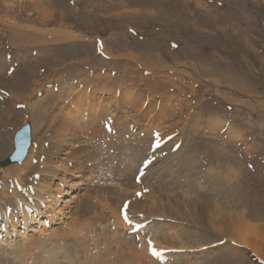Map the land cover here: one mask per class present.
Here are the masks:
<instances>
[{
    "label": "rangeland",
    "instance_id": "obj_1",
    "mask_svg": "<svg viewBox=\"0 0 264 264\" xmlns=\"http://www.w3.org/2000/svg\"><path fill=\"white\" fill-rule=\"evenodd\" d=\"M32 3L29 0H0V132L3 133L4 141L12 146V135L24 122L26 115L32 133V144L21 163L24 165L18 164L21 166L18 167V173H22V181L17 182L12 171L6 177L0 174L1 219L6 220L11 207L7 204L12 203L2 199V192L9 196L12 189L17 190L18 184L19 190L23 188L26 189L23 190L26 195L30 193V187L25 188L22 182L30 183L31 175L40 172L37 163L42 160L40 157H44L43 153L48 147V154L52 150V146H49L54 144L50 142L52 132L46 123H50L49 118L60 115L73 96L66 97L67 100H62L63 97L57 100L56 95L62 89H72L67 93H76L87 86L111 85L110 78H124L123 90L132 87V91L137 92L148 90L151 85L149 94L153 99H144V95L142 98L146 101L145 106L152 102V116L159 115L157 125L148 126V136L142 132L144 126L137 129L134 120H130L128 115V127L132 125L128 130H131L130 135L134 134V143L129 134L124 139L121 137L116 140L112 106L108 105L110 111L106 114L104 125L111 127L113 124V129L107 134L114 136V142L106 141L109 140L107 134L89 139L95 149L94 157H98L101 152L106 159L99 161L96 171L94 168L88 170L85 180L82 177L75 178V171L66 174L60 171V167L57 170L50 168L53 176L47 180L45 188L52 190L61 183L58 186L61 192L55 193L59 195L52 191L57 203L50 201L53 204L51 206L45 199L30 198L33 195H29V198L23 196L25 203L32 207L41 200L47 207H39V213L28 222L27 229L18 223L14 231L6 228L7 232H0V264H20L19 259L23 264H32L33 261V264L35 261L36 264H48L41 257L51 254L50 249L56 250L59 255V249L61 252L63 246L65 254L71 250V245H75V239L71 240L73 242L67 240H70L68 235H71V230L67 237L61 235L60 223L66 216L77 220L81 218V221L88 220L90 216V221L97 222V226H104L107 225L106 220L113 221V209L114 214L120 211L118 214L119 221L123 220L122 225L128 221L121 227L127 233L121 232L123 235L119 237L123 238L124 243L134 244L145 224L149 226L147 229L154 231L164 226L161 232L158 230L156 233L164 232L162 244L166 247L171 242L174 246H180L178 243L184 240L185 246L178 248L179 253L177 246L175 248L171 244V249L157 250L154 259L162 258L164 262L156 260L155 264H264V0H39ZM14 36L19 38L15 39ZM115 89L118 96L120 88ZM86 97L84 104L88 101ZM38 101L47 108L45 112L34 110L33 106ZM67 110L73 112L80 121L75 105L71 104ZM85 110L88 109L84 105L82 113L85 116L82 115V119L89 123ZM44 113L46 118H42ZM137 142L139 146L133 151L131 145ZM149 142L151 150L148 154L145 147ZM99 143L102 149L98 148ZM118 150H121L120 156L126 158V171L122 170L125 174H118L113 169L118 163L115 157L119 154ZM70 151V146L62 145L58 152L54 150L56 158H52V161L55 165L68 164L66 153ZM28 154L31 155L26 162ZM7 155L2 154L0 160ZM129 155H134V159ZM129 160L133 161L130 163ZM71 162L69 167L73 165ZM143 162L148 164L141 171ZM11 166L0 169V173ZM138 171L140 177H137ZM136 177L140 178L138 182ZM74 182L79 185H74ZM117 187L122 190L125 188L127 193L121 190L124 194H120ZM149 190L153 191V199L158 201L153 204L156 211L152 214L151 209L150 215L147 214L152 205L147 192ZM84 192L87 193V199ZM37 195L43 197V194ZM71 195L73 199H70ZM118 199L120 202H117ZM135 200L147 210L141 207V212L134 207L132 204ZM115 201L120 203L118 211L115 210ZM64 205L68 207L62 213L67 214H60L62 220L59 221V214L53 213L56 209L62 210ZM30 206L24 209L30 212L33 209ZM103 206L112 208V211H105ZM202 206H205V216L216 210L214 213L220 212L221 216L230 213L253 226L254 236L257 237L253 243L257 248L253 245L252 249L247 243L228 239L231 238L229 236L222 237L225 233L205 221H202L204 224L198 223ZM72 211H77V214ZM98 211L103 213L101 217ZM137 212L142 214L138 215ZM80 213L82 215H78ZM145 213L146 219L142 216ZM109 215H112V219ZM49 218L53 219L49 221ZM40 219L47 224L45 231H41L43 223ZM137 220L143 222L139 224ZM33 222L37 225L32 226ZM76 226L78 224L73 228L77 229ZM52 228L55 230H50ZM49 231L55 235L47 234ZM39 232L51 236V239L45 234L46 238H40ZM19 235L21 237L18 238ZM60 237H65L66 242ZM57 238L62 240L58 241L61 246L57 244ZM23 239L28 242L24 240V243ZM77 251L78 258L80 252ZM58 260H62L61 253Z\"/></svg>",
    "mask_w": 264,
    "mask_h": 264
},
{
    "label": "bare ground",
    "instance_id": "obj_2",
    "mask_svg": "<svg viewBox=\"0 0 264 264\" xmlns=\"http://www.w3.org/2000/svg\"><path fill=\"white\" fill-rule=\"evenodd\" d=\"M29 1H32L33 3H37V1H39V0H35L36 2H34L33 0H29ZM32 3V4H33ZM41 3V1L39 2V4ZM37 5V4H36ZM42 6V5H41ZM32 7H34V6H32ZM39 9H40V7H38ZM37 12H39V11H37ZM39 13H41V12H39ZM39 13H37V14H39ZM46 12H44V14H45ZM42 14V13H41ZM43 14V15H44ZM19 32V31H18ZM15 33V32H14ZM21 33V32H20ZM23 33V32H22ZM21 33V34H22ZM18 35V34H17ZM19 36H20V34H19ZM14 38L16 39H18L19 37L18 36H14ZM13 38V39H14ZM14 39V40H15ZM17 42H19V41H17ZM151 79V78H150ZM110 80H111V85H109V84H106V85H104V86H101V87H99V85L97 86V87H94V85L93 86H87V87H85L84 89H81V90H79L78 89V91H76V93L74 92V93H67L68 91H71L72 89H65V91H63V89H62V91L61 92H59V93H57V95H56V99L58 100V99H60V98H62V100H65L66 99V97H67V99H68V97L70 96V95H73L72 96V98L71 99H69V102H68V104L66 105V107H65V109L64 110H62L61 112H60V115H58L57 117H55V116H53L54 118H49V122L50 123H46V124H49V127H50V129H51V137H52V140L50 139V142H54V144L53 145H49V146H52V150H51V152L48 154V152L50 151L49 150V147H48V150H43V151H45L44 153H43V155H44V157H40V159H42L40 162L38 161L37 163L40 165V172L39 171H36V172H34V174L33 175H31V177L32 178H30V180H29V184H27L26 182H22L23 184V186L26 188H29L28 190L31 192V193H29V192H27L28 194L26 195L25 193L26 192H24V191H26V189L24 190L23 188H22V190H19V188H17V187H19L18 186V184H17V187H16V189L17 190H15V188L14 189H12L11 190V195H9L8 196V194L7 193H5V192H2V199L3 200H8V201H10V202H12L11 204L10 203H8L7 205H11V207H9L10 209H12L13 211L10 213V214H8L7 215V217H6V220L4 221V224L5 225H3V227L6 229V223L7 224H9L10 225V227L13 229V231H14V228H15V226L18 224V223H22V227H24V226H27V224H28V222L29 221H32V219H34L35 217H33V215L32 216H30V212L29 211H26L24 208H25V206H30L29 204H26L25 203V197H27L28 196V198L31 196V195H33V196H31L30 198H33V197H37L38 198V200H40V199H45L46 200V202H50V201H54V202H56L57 203V201H56V198H55V195H59V194H55L56 192L57 193H60L61 191L59 190V188H58V186L59 185H61V183L59 184V185H55L54 186V188L52 189V190H50V189H48V190H46L47 188H45L46 186H47V180L50 178H52L51 176H53V172L52 171H50L51 169H54L55 168V170H57L59 167H60V171L61 172H63V173H73V171H75V172H77L76 174V176H75V178H77V177H79V179L82 177L83 179L86 177V175H85V173H87V171L88 170H94V171H96V168L98 167L97 166V164L98 163H100L99 161H101V159H103L104 158V156H103V154L100 152L99 153V156L98 157H94V146L91 144V142L89 141V139H93V138H95V136L96 135H98V137H100L99 135H103V134H107L108 133V131H107V126H106V124L104 125V121H105V119H106V114L108 113V111H110L109 109H110V107L108 106V105H110V106H112V110H111V114H112V116H113V122H114V125H113V127L115 128V130L117 131V132H115L116 133V136H115V139L116 140H119V139H121V137L124 139L126 136H128L127 134H129V132L131 133V130H128V129H130L131 127H132V125L130 126L129 125V127H128V124H129V117H127L128 115L130 116V120H134L133 121V123H134V126L135 125H137V129L138 128H141L142 126H144L143 128H142V132H143V134L144 135H146V136H148L147 134L149 133V129H148V126H151V127H153V126H155V124H156V122H157V117H158V113L156 114L157 116H152V112H153V107H152V105H150L151 103H149V104H147L146 106H145V102L146 101H144V99H146V98H152L151 96H150V91H149V89L151 88L150 86H149V89L147 90V89H142L141 91L140 90H138L137 92H135V91H132V87L131 88H129V89H126V90H123L124 88H125V86L123 85L124 83H125V80H124V78H120L119 80H115V79H112V78H110ZM88 81V80H87ZM99 82V81H98ZM109 82V81H108ZM152 82V81H151ZM104 83H107V82H104ZM127 83V82H126ZM147 83V82H146ZM162 83V82H161ZM103 84V83H102ZM158 84V83H157ZM156 84V85H157ZM159 85V84H158ZM158 85H157V87H158ZM165 85V84H164ZM129 86V85H128ZM181 86V85H180ZM126 87H127V85H126ZM68 88V87H67ZM115 88H120L119 90V95L117 96V90L115 89ZM156 88V87H155ZM163 88V87H162ZM168 88V87H167ZM159 89V88H158ZM164 89V88H163ZM154 90V89H153ZM161 90V89H160ZM160 90H159V92H160ZM145 91V92H144ZM164 91V90H163ZM156 92H157V90H156ZM34 93L35 94H37L35 91H34ZM117 93V94H116ZM144 93V94H143ZM154 93V92H153ZM161 93H162V90H161ZM152 94V93H151ZM158 94V93H157ZM87 95V104L85 103L84 104V99H85V96ZM142 95H144V99L142 98ZM159 95V94H158ZM164 95V94H163ZM154 96V95H153ZM164 96H166V95H164ZM156 97V96H155ZM154 97V98H155ZM167 98V97H166ZM66 99V100H67ZM153 99V98H152ZM151 99V100H152ZM163 99H164V97H163ZM150 101V100H149ZM157 101V100H156ZM156 101H154V102H156ZM71 104H73V105H75V107L77 108V110L79 111V118H80V121H79V119H78V117L76 118L75 116H74V113L73 112H71L70 111V113L68 112V108H69V106L71 105ZM84 105H85V108H87L88 110H85L86 112H84V113H88V121H89V123H85L83 120L84 119H82V115H84L83 113H82V109H83V107H84ZM168 105V104H167ZM56 106V105H55ZM166 106V105H165ZM163 107V106H162ZM33 108H34V110L36 111V112H38V113H43L42 111H44L45 112V110L47 109V108H45V106H44V104L42 105V104H40L39 103V101L38 102H36L35 104H34V106H33ZM160 108H161V106H160ZM167 108V107H166ZM161 109H163V108H161ZM9 110V109H8ZM160 110V109H159ZM159 110H158V112H159ZM165 110V109H164ZM12 111V110H11ZM165 111H167V110H165ZM170 112V111H169ZM10 113V112H9ZM174 113V112H173ZM131 114V115H130ZM155 114V113H154ZM160 115H161V113H160ZM7 116V115H6ZM85 116V115H84ZM133 116V117H132ZM43 117H45L46 118V114L44 113V115L42 114V118ZM126 117H127V120H126ZM132 117V118H131ZM6 118V117H5ZM85 118V117H84ZM162 118V117H161ZM167 118V117H166ZM163 119V118H162ZM87 120V119H86ZM117 120V122H115ZM119 120V121H118ZM158 120H159V118H158ZM167 120V119H166ZM95 121V122H94ZM108 121V120H107ZM90 122H92V123H90ZM5 123V122H4ZM6 124V123H5ZM110 124V123H109ZM102 125H104V127L102 126ZM108 125V124H107ZM112 125H111V127H112ZM157 125V124H156ZM48 126V125H47ZM133 126V127H134ZM102 128V129H101ZM150 128V127H149ZM111 129H113V128H111ZM4 130V129H3ZM152 130H153V128H152ZM151 130V131H152ZM111 131V130H110ZM133 131V130H132ZM140 131H141V129H140ZM150 131V132H151ZM6 132V131H5ZM139 132V131H138ZM113 133V132H112ZM111 133V134H112ZM141 133V132H140ZM139 133V134H140ZM155 133V132H154ZM151 134H152V132H151ZM130 135V134H129ZM132 135V136H131ZM130 136L132 137V139H131V141L133 140V135L134 134H131ZM143 135V136H144ZM109 136V134H107V136H106V138ZM153 136V135H152ZM97 137V136H96ZM130 137V138H131ZM151 137V136H150ZM114 138V136L112 137V135L111 136H109V140L107 139H105L106 141H108L109 143H111V142H114V140L115 139H113ZM137 138V137H136ZM146 138V137H145ZM48 139V138H47ZM48 139V140H49ZM95 139H97V138H95ZM100 138H98V140H99ZM102 139V138H101ZM100 139V140H101ZM127 139V138H126ZM134 139H135V137H134ZM128 140H130V139H128ZM137 140H140L139 138L137 139ZM147 140H149V139H147ZM125 141V140H124ZM123 141V142H124ZM134 141V140H133ZM132 141V142H133ZM150 141V140H149ZM103 142H104V140H103ZM116 142V141H115ZM128 142V141H127ZM153 142V141H152ZM97 143V142H96ZM107 143V142H106ZM120 143V142H119ZM134 143V142H133ZM146 142H144V145L146 146V144H145ZM64 144H66V145H68V146H70V152H68V153H66L67 154V157H66V159H67V162H68V164H60V165H55V163H54V161H52V158H56V157H54V155H55V153L56 152H58V150L59 149H61L62 148V145H64ZM98 144V143H97ZM103 144V143H102ZM112 144H114V143H112ZM138 144V142L137 143H135V144H133V145H131V149L134 151V150H137V146H139V145H137ZM139 144H140V142H139ZM99 145H100V143H99ZM161 145V144H160ZM103 146V145H102ZM108 146V145H107ZM109 146H110V144H109ZM113 146V145H112ZM111 146V147H112ZM118 146H120V145H118ZM118 146H117V148H118ZM123 146V145H122ZM141 146V145H140ZM45 148V147H44ZM43 148V149H44ZM98 148H100V149H102L101 148V145H100V147H98ZM104 148V147H103ZM114 148H115V146H114ZM120 148V147H119ZM129 148H130V146H129ZM146 149H145V151L149 154V151L151 150V143L149 142L148 143V145H147V147H145ZM11 149H12V146L11 145H9V144H7L6 143V141H4V139H3V133L2 132H0V156H2V154H6L7 155V153H9L10 151H11ZM116 149V148H115ZM114 149V150H115ZM121 149H123V147L121 148ZM126 149H128L127 147H126ZM131 149H129V151H131ZM142 149V148H141ZM54 150L56 151V152H54ZM107 150V149H106ZM112 150V149H111ZM143 150V149H142ZM161 150V149H160ZM29 150L27 149V152H28ZM116 152H117V150H115ZM125 151V150H124ZM123 150H122V152H124ZM139 151H140V148H139ZM144 151V150H143ZM31 152V151H30ZM63 152V151H62ZM108 153L110 152V151H107ZM120 152H121V150H120ZM120 152H119V150H118V153L119 154H117L118 156H115V157H117L118 158V163L116 164V166H113V169H114V171H116V172H118V174L119 173H121V172H123V171H126V170H124L125 169V167H124V165H125V161H126V158L124 157V156H120ZM132 152V151H131ZM40 153H41V151H40ZM64 153V154H65ZM137 153V152H136ZM152 153V152H151ZM48 154V155H47ZM115 154V153H114ZM126 154V153H125ZM138 154V153H137ZM144 154V153H143ZM31 155V154H30ZM30 155L28 154V157H27V159H26V162L29 160V157H30ZM122 155V154H121ZM140 155V154H139ZM146 155V154H145ZM156 155V154H155ZM27 156V153H26V155H25V157ZM112 156H113V154L111 155V158H112ZM129 156H131V158L132 159H134L133 158V156L134 155H129ZM128 156V157H129ZM154 156V155H153ZM159 156V155H158ZM150 157V156H149ZM168 157V156H167ZM4 158V157H3ZM43 158L45 159V160H43ZM141 158V157H140ZM156 158V157H155ZM25 159V158H24ZM64 159V158H63ZM104 159H106V158H104ZM127 159H129V158H127ZM117 160V159H116ZM138 160V159H137ZM62 161V160H61ZM69 161H72L71 163L73 164L72 165V167L70 166H68L70 163H69ZM111 161H112V159H111ZM133 161V160H132ZM131 161V162H132ZM139 161V160H138ZM136 162V163H139V162ZM144 161V160H143ZM157 161V160H156ZM23 162V161H22ZM21 162V163H22ZM128 162H130V160L128 161ZM130 162V163H131ZM159 162V161H158ZM157 162V163H158ZM20 163V164H21ZM115 162H113V164H114ZM134 163H135V161H134ZM155 163V162H154ZM157 163H155V164H157ZM149 164H151V163H149ZM12 165H14V166H11V168L10 169H5V170H1V173L0 174H2L3 175V177H6V176H8L9 174L8 173H10V171H12V172H14L13 173V178L17 181V182H21L22 181V176H21V174H19L18 172V170H19V168L18 167H21L20 165H18V163H14V164H12ZM21 165H24V164H21ZM66 165V166H65ZM115 165V164H114ZM133 165V164H132ZM126 166H127V164H126ZM150 166V165H149ZM8 167V166H7ZM38 167V166H37ZM128 167V166H127ZM132 167V166H131ZM137 167H138V165H137ZM3 168H6V167H1V169H3ZM51 168V169H50ZM94 168V169H93ZM110 168V167H109ZM148 169V168H147ZM123 170V171H122ZM151 170V169H150ZM93 171V172H94ZM137 171V170H136ZM24 172V171H23ZM27 172H28V170H27ZM95 173V172H94ZM124 173V172H123ZM126 173V172H125ZM124 173V174H125ZM127 173H129V172H127ZM136 173V172H135ZM89 174V173H88ZM93 174V173H92ZM91 174V175H92ZM122 174V173H121ZM64 175V174H63ZM130 175V174H129ZM132 175V174H131ZM54 176H56V175H54ZM28 177H29V175H28ZM65 177V176H64ZM37 178V179H36ZM60 179H62V177L60 178ZM59 179V180H60ZM87 179V178H86ZM85 180V179H84ZM83 180V181H84ZM6 181V180H5ZM15 181V183H17ZM64 181V180H63ZM61 182H62V180H61ZM66 182V181H65ZM137 182V181H136ZM12 183V182H11ZM75 184L74 185H79V183L77 182H74ZM123 184V183H122ZM128 184V183H127ZM136 185V184H135ZM14 186V185H13ZM128 186V185H127ZM131 186V185H130ZM134 186V185H133ZM140 186V185H139ZM138 186V187H139ZM76 187V186H75ZM137 187V188H138ZM50 188V187H49ZM118 188V187H117ZM131 188V187H130ZM120 189V190H119ZM124 190H126L125 188H123ZM152 189V188H151ZM154 189V188H153ZM24 190V191H23ZM118 190H119V192H120V194H124V193H122L121 192V188H118ZM124 190H122L123 192H125ZM137 190V189H136ZM139 190V189H138ZM54 192V194H52L53 192ZM127 191V190H126ZM150 191V190H149ZM147 191L149 194H148V196H149V198H150V196H151V198H150V203L152 204L151 205V207H149V209H148V211L149 212H147V214L148 215H150V211H151V209H152V212L154 211H156L155 209H157V208H154L153 209V204H157L158 203V201L157 200H154L153 198H154V195L152 194L153 193V191ZM144 192V191H143ZM143 192L141 193V194H143ZM147 192H145L146 193V196H147ZM66 193V192H65ZM85 193V192H84ZM127 192H125V194H126ZM37 194H43V197L42 196H38ZM89 194V193H88ZM30 195V196H29ZM61 195V194H60ZM76 195V194H75ZM84 196H85V198L87 199V193H85V194H83ZM144 195V194H143ZM23 196H25V197H23ZM98 196V195H97ZM147 196V197H148ZM118 197H120V195L118 196ZM124 197V196H123ZM122 196H121V198H123ZM140 197V196H139ZM142 197H145V196H142ZM141 197V198H142ZM74 198V196L73 195H71V197H70V199H73ZM75 198H76V196H75ZM94 198V197H93ZM99 198V197H98ZM128 198V197H127ZM126 198V199H127ZM141 198H140V200H141ZM23 199H25V200H23ZM135 199V198H134ZM58 200V199H57ZM122 201H123V199H121ZM124 200H125V197H124ZM145 200H147L146 198H145ZM86 201V200H85ZM99 201V200H98ZM121 201V202H122ZM126 201V200H125ZM130 201L131 200H129V203H130ZM53 202V203H54ZM69 202V201H68ZM71 202V201H70ZM116 202V201H115ZM114 202V203H115ZM117 202H120V199H118V201ZM116 202V208H115V210L116 211H118V209L117 208H119L118 207V205H120V203L118 204ZM134 203L132 204L134 207H136L139 211H141L142 212V210H141V207H143V209H145L144 208V205L143 204H140V202H138V201H133ZM147 203H148V201H146ZM51 203V202H50ZM55 203V204H56ZM88 203V202H87ZM87 203H85V204H87ZM114 203H112V204H114ZM123 203V202H122ZM122 203H121V205H122ZM48 204V203H47ZM68 204V203H67ZM71 204V203H70ZM69 204V205H70ZM6 205V206H7ZM44 205H45V202H42V200L40 201V202H38V203H36V206H34V207H32V206H30V207H32L33 208V211H34V213H35V215H37L38 213H39V207L40 206H43L44 207ZM51 206L53 205L52 203L50 204ZM79 205V204H78ZM90 205V204H89ZM213 205V204H212ZM49 206V205H48ZM80 206H81V204H80ZM80 206H79V208H80ZM87 206V205H86ZM113 206V205H112ZM114 206H115V204H114ZM125 206V205H124ZM127 207H128V204L126 205ZM149 206V205H148ZM157 206V205H156ZM47 206H45L44 208H46ZM59 207V206H58ZM66 207H68V205H64V208L62 209V210H60V209H56L55 211L56 212H54L53 214L54 215H56V214H59V217H58V220L59 221H61L62 220V218L60 217V214L61 215H63V213H62V211H64V209H66ZM70 207L72 208L73 207V205L71 206L70 205ZM104 207V206H103ZM122 207V206H121ZM157 207H159V206H157ZM160 209H161V211L163 210V207H162V205H160ZM214 207V206H213ZM14 208L16 209V210H14ZM74 208H75V205H74ZM73 208V209H74ZM83 208V207H82ZM81 208V209H82ZM86 208V207H85ZM148 208V207H147ZM89 209V208H88ZM92 209V208H91ZM109 211V210H111L112 211V208L110 209H108V208H106V207H104V210L105 211H107V210ZM128 209H130V208H128ZM96 210V212H97V209H95ZM104 210H102L103 212H105ZM127 210V209H126ZM147 209H145V211H146ZM205 206H202L201 207V213H200V215L198 216V219L200 220L198 223H203L202 221H205V222H207L208 224H210L211 225V227H215V228H218L222 233H225V234H223V235H221L222 237L224 236V237H231V238H228V239H234V241H238V242H241V243H247L249 246H252V249H253V245L255 246L256 244H254L253 242L254 241H256L257 239V237L255 238V236H254V227L253 226H251V225H249L248 223H246V222H244L240 217H238V216H232L230 213H228V214H224L223 216H221V214H220V212H216V213H214V211H216V210H213V211H210V212H208V215L207 216H205L206 214H205ZM6 211H8V208L6 209ZM48 211H49V208H48ZM77 211L78 212H80L78 209H77ZM77 211L76 212H74V211H72L73 213H75V214H77ZM110 211V212H111ZM113 211H114V209H113ZM111 212L112 214H113V221L111 220H106L107 221V225H104V226H97V222H94V221H90L89 219L91 218L89 215H87L86 217H88L89 216V219L88 220H80L79 218V220H77V219H74V218H72V219H70L71 218V216L70 215H68V216H66V214H64L65 216H66V218H64L65 220H66V222H65V220H63L60 224H62V227H61V229H62V231L60 230V229H58V230H60L61 232H62V234L61 235H63V234H65L66 235V237H67V234L70 232L71 233V235L69 236L68 235V237H70V240H69V238H67V240L68 241H71V240H74L75 239V242H73V241H71V242H73V244H75V245H71L70 246V249L71 250H68L65 254L63 253V248L65 247V246H63L62 247V250H61V252H60V246H61V244L59 243L60 241L59 240H61V239H58L57 240V244H59L60 246H59V255H60V253H61V257H62V260H58V257H59V255H57L58 254V252L56 251V250H53V249H50V251H49V253L51 252V254H48V252H47V254L48 255H43L42 257H41V260H45V262H48V264H155L156 263V260L154 259V255L152 254V251H154V250H159L158 252H160L161 250L160 249H164V248H168L169 247V249H171V247L169 246L170 244L171 245H173L172 244V239H170L171 241V243L166 247V246H164L163 244H162V240H164V237L165 236H163V233H160L161 231H162V229H163V227L164 226H159L158 228H160V229H157V231H154V230H149V229H147V227H149L148 225H147V227L145 226V225H143V229L141 230V231H139L138 232V236H137V240L135 239V243L134 244H130L129 242L128 243H124L125 241H123V238H119L120 237V235L122 234L121 232H123L122 230H121V227L122 226H124V224H128L127 222L128 221H126V223H124L123 225L121 224L122 223V221H119V214H118V212L120 213V211H118L117 212V214H114L115 212ZM129 211V210H128ZM134 211V210H133ZM161 211H160V213H161ZM51 212H52V210H51ZM70 212V211H69ZM85 212V211H84ZM99 212V211H98ZM122 212V211H121ZM127 212V211H126ZM140 212V213H141ZM154 212L152 213V214H154ZM4 213H5V211H4ZM82 214H83V212H81ZM78 214V215H82V214ZM109 213V212H108ZM110 213V214H111ZM132 213H134V212H132ZM140 213H138L137 212V214L139 215ZM6 214V213H5ZM49 214V213H48ZM47 214V215H48ZM50 214H52V213H50ZM53 214H52V216H53ZM99 214H100V212H99ZM103 214V213H102ZM102 214H100V217H101V215ZM105 214H106V212H105ZM104 214V215H105ZM124 214V213H123ZM142 214V213H141ZM63 215V216H64ZM78 215H77V217H78ZM107 215V214H106ZM127 215V214H126ZM133 214H129L128 216H132ZM58 216V215H57ZM72 216H73V214H72ZM75 216V215H74ZM110 217L112 216V215H109ZM108 216V217H109ZM115 216H116V218H115ZM117 216H118V218H117ZM142 216H144V218L146 219V213H145V215H142ZM152 216H154V215H152ZM190 216V215H189ZM197 216V215H196ZM196 216H194V218L196 217ZM47 217H49V215L47 216ZM46 217V218H47ZM51 217V216H50ZM54 217V216H53ZM76 217V216H75ZM80 217V216H79ZM85 217V216H84ZM93 217V216H92ZM110 217L108 218V219H110ZM155 217V216H154ZM157 217V216H156ZM192 217V216H191ZM20 218V219H19ZM83 218V217H82ZM132 219L134 218V217H131ZM197 218V217H196ZM53 219V218H52ZM52 219H50L49 218V221L50 220H52ZM55 219V218H54ZM68 219H70V221H68ZM87 219V218H86ZM96 219H98V218H96ZM105 219V218H104ZM111 219H112V217H111ZM116 219V220H115ZM121 219H123V218H121ZM120 219V220H121ZM127 219H128V217H127ZM136 219V218H135ZM149 219L151 220V218H150V216H149ZM152 219H153V217H152ZM155 219V218H154ZM198 219H196V220H198ZM161 220V219H160ZM193 220V219H192ZM195 220V222H197ZM46 221H47V219H46ZM134 221H136V220H134ZM149 221V220H148ZM41 222V221H40ZM44 222V221H43ZM43 222H41V224L43 223ZM52 222V221H51ZM110 222H112V223H110ZM137 222H138V220H137ZM143 221H141V220H139V224L140 223H142ZM204 222V223H205ZM78 224V226H76L77 227V229H74L73 227H74V225H76V224ZM203 223V224H204ZM44 224V225H43ZM42 224V226H43V229H41V231H45V228H46V225L47 224H45V223H43ZM115 224V225H114ZM130 224V223H129ZM133 224H135V223H133ZM138 225V224H137ZM60 226V225H59ZM67 226V227H66ZM116 226V227H115ZM131 226V225H130ZM133 226V225H132ZM155 226V225H154ZM217 226V227H216ZM28 227V226H27ZM115 227V228H114ZM133 227H136V225H134ZM141 227V226H140ZM259 227V226H258ZM57 228H60V227H57ZM124 228H126V227H124ZM124 228H122V229H124ZM128 228V227H127ZM157 228V227H156ZM168 229V228H167ZM16 230V229H15ZM50 230H55V229H50ZM69 230H71V231H69ZM74 230V231H73ZM158 230H160V232L159 233H156V232H158ZM186 230V229H185ZM69 231V232H68ZM164 231H166V230H164ZM260 231H262V230H260ZM5 232H7L6 230H5ZM52 232L53 231H49V233L48 232H46L47 234H49V235H55V234H52ZM58 231H56V233H57ZM60 232V233H61ZM124 232H125V230H124ZM123 232V233H124ZM170 232V231H169ZM183 232H184V230H183ZM11 233V232H10ZM9 233V234H10ZM20 233V232H19ZM18 233V234H19ZM54 233H55V231H54ZM59 233V234H60ZM127 232H125V234H126ZM182 233V232H181ZM186 233V232H185ZM216 233V232H215ZM256 233V232H255ZM43 234H45V233H41L40 234V232H39V236H40V238H42L41 236H44ZM47 234H45V236L46 237H48V235ZM166 234V233H165ZM171 234V233H170ZM174 234V233H173ZM183 234V233H182ZM181 234V235H182ZM187 234H189V233H187ZM214 234V233H213ZM60 235V236H61ZM123 235V234H122ZM184 235V234H183ZM31 236H33L32 234H31ZM30 236V237H31ZM44 236V237H45ZM64 236V235H63ZM72 236V237H71ZM176 236V235H175ZM45 237V238H46ZM51 237V236H50ZM50 237H48L49 239H51ZM131 237V236H130ZM167 237V236H166ZM180 237V236H179ZM178 237V238H179ZM182 237V236H181ZM180 237V238H181ZM187 237H188V235H187ZM29 238V237H28ZM27 238V239H28ZM39 237H38V239H39V242L41 241V239H40ZM47 238V239H48ZM60 238H62V237H60ZM71 238H73V239H71ZM185 238V237H184ZM195 238V237H194ZM30 239V238H29ZM63 239V241H64V239H66L65 237L64 238H62ZM161 239V240H160ZM168 239V238H167ZM167 239H166V242H167ZM25 239H23V242L25 243V241H24ZM52 240H53V238H52ZM14 241V240H13ZM43 241H45V240H43ZM50 241V240H49ZM59 241V242H58ZM62 241V240H61ZM175 241H176V239H175ZM178 241H180V239L178 240ZM184 241V240H183ZM182 240L178 243L180 246H177V249L178 248H184V242H183ZM3 242V241H2ZM26 242H28V240L26 241ZM52 242H55V241H52ZM64 242H66V241H64ZM165 242V243H166ZM188 242V241H187ZM12 243V242H11ZM50 244H51V241L49 242ZM167 243H169V242H167ZM175 243V242H174ZM41 244V243H40ZM136 244H138L139 245V247H138V245H136ZM188 244H190V243H188ZM70 245V244H69ZM166 245V244H165ZM191 245V244H190ZM203 245V244H202ZM211 245V244H210ZM53 246V245H52ZM137 246V247H136ZM174 246V245H173ZM172 246V248H176V246H174L173 247ZM188 246V245H187ZM206 245H204V247H205ZM208 246H209V244H208ZM54 247V246H53ZM67 247V246H66ZM189 247V246H188ZM194 247V246H193ZM225 247V246H224ZM229 247H230V245H229ZM14 248V247H13ZM49 248V247H48ZM52 248V247H51ZM157 248H159V249H157ZM174 248V249H175ZM191 248V247H190ZM254 248H257V246H255ZM16 249H18V248H16ZM26 249V248H25ZM259 249V248H258ZM23 250V249H22ZM21 250V251H22ZM77 250H79V252H80V255H79V257L77 258V254H78V251ZM182 250H186V249H182ZM188 250V249H187ZM17 251V250H16ZM20 251V250H19ZM170 251V250H169ZM169 251H168V253H169ZM173 251H175V250H172V252ZM258 251H260V250H258ZM25 252V251H24ZM23 252V253H24ZM45 252V253H46ZM171 252V251H170ZM205 252V251H204ZM255 252H256V250H255ZM178 253H179V249H178ZM188 253V252H187ZM209 253V252H208ZM13 254V253H12ZM163 254H164V250H163ZM184 254V253H183ZM204 254V253H203ZM258 254V253H257ZM261 254V253H260ZM260 254H259V257H260ZM180 255V254H179ZM169 256H170V253H169ZM181 256V255H180ZM168 257V256H167ZM176 257H178V256H176ZM171 258V257H170ZM178 258H180V259H182V257H178ZM23 259V258H22ZM169 259V258H168ZM174 259V258H173ZM172 259V260H173ZM188 259V258H187ZM186 259V260H187ZM25 259H23V261H24ZM167 260V259H166ZM200 260V259H199ZM25 261H27V259L25 260ZM163 261V260H162ZM168 261V260H167ZM170 261V260H169ZM168 261V262H169ZM178 261V260H177ZM176 261V263H178ZM180 261V260H179ZM32 262V261H31ZM39 262V261H38ZM41 262V261H40ZM155 262V263H154ZM164 262V261H163ZM162 262V263H163ZM171 262V261H170ZM173 262V261H172ZM175 262V261H174ZM18 263H20V264H23L22 263V261L19 259V262ZM33 263H34V261H33ZM32 263V264H33ZM37 262L35 261V264H36ZM45 264V263H44ZM173 264H175V263H173ZM179 264V263H178Z\"/></svg>",
    "mask_w": 264,
    "mask_h": 264
},
{
    "label": "water",
    "instance_id": "obj_3",
    "mask_svg": "<svg viewBox=\"0 0 264 264\" xmlns=\"http://www.w3.org/2000/svg\"><path fill=\"white\" fill-rule=\"evenodd\" d=\"M30 142V123L27 121L14 133L12 139L13 149L6 157L0 160V167H7L14 163L22 162Z\"/></svg>",
    "mask_w": 264,
    "mask_h": 264
},
{
    "label": "snow or ice",
    "instance_id": "obj_4",
    "mask_svg": "<svg viewBox=\"0 0 264 264\" xmlns=\"http://www.w3.org/2000/svg\"><path fill=\"white\" fill-rule=\"evenodd\" d=\"M153 254L155 255L156 253L154 252Z\"/></svg>",
    "mask_w": 264,
    "mask_h": 264
}]
</instances>
